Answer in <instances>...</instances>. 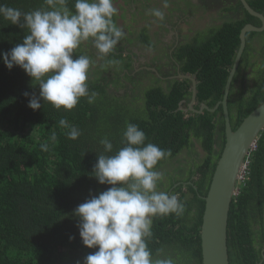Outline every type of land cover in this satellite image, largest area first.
Listing matches in <instances>:
<instances>
[{
  "label": "trees",
  "instance_id": "trees-1",
  "mask_svg": "<svg viewBox=\"0 0 264 264\" xmlns=\"http://www.w3.org/2000/svg\"><path fill=\"white\" fill-rule=\"evenodd\" d=\"M259 1L264 2L250 0L249 4L261 11ZM74 2L68 0L69 9H73ZM0 4L22 12L49 8L45 0H0ZM238 32L236 27L233 43L224 39L218 41L224 46L223 52L205 55H197L192 49L187 52L185 71L194 73L197 66L201 67L196 98L198 102L208 100L206 104L210 109L222 99L239 47ZM26 34V29L11 25L0 17V53L21 43ZM82 45L75 52L76 56H88L81 49ZM247 52L250 50L243 52L242 62ZM262 54L254 73V79L259 83L252 87L243 85L238 90L233 87L235 77L230 84L227 109L233 130L264 102V49ZM89 58L94 63V59ZM96 66L90 67L87 81L89 92L97 94L93 103L82 98L71 111L56 110L47 103L33 111L27 105L31 96L39 95L38 86L31 84L21 69L8 70L0 60V264H82L84 258L95 251L82 245L73 212L90 196L107 190V185L97 183L93 172L97 157L104 151L100 140L107 137L115 153L123 147L122 136L129 123L144 131L146 142L170 153L159 162L158 171L183 149H187L188 154L195 153L198 142L207 151L209 156L205 160L196 159L193 164V175L198 179L187 187L191 198L185 199L182 184L173 185L170 193L178 195L184 204V213L154 217L153 235L148 240L154 259L170 257L175 264H201L200 227L205 203L199 196L207 194L225 143L221 106L214 112L203 110L198 115L186 114L177 110V102L183 93L173 90L166 94L158 89L145 94V101L138 108L124 96L119 100L108 94L104 67ZM246 91L247 97L243 96ZM235 94H238L237 98L232 99ZM232 108L238 113L235 120L231 115ZM61 118L80 130L81 135L76 140L69 139V129L59 125ZM214 142L220 147L217 155L212 151ZM42 145H47V151L42 150ZM244 178L230 205L227 225L229 264H264L260 253L264 244L262 241L255 243V239L264 236V131L247 157ZM165 185L162 181L159 190ZM255 223L260 225L257 235Z\"/></svg>",
  "mask_w": 264,
  "mask_h": 264
},
{
  "label": "clouds",
  "instance_id": "clouds-1",
  "mask_svg": "<svg viewBox=\"0 0 264 264\" xmlns=\"http://www.w3.org/2000/svg\"><path fill=\"white\" fill-rule=\"evenodd\" d=\"M45 3L49 8L30 12L0 4V17L27 31L21 43L0 53V60L8 70L21 69L31 84L38 86L39 95L29 98L31 110L47 103L67 112L82 98L93 103L97 95L89 92L87 83L93 61L75 52L82 44L91 43L98 58L106 59L125 34L113 19L117 14L113 0H75L73 9L68 8V0ZM168 7L169 0H163V8ZM149 14L159 21L165 18L161 9H151ZM59 125L69 129L71 140L81 135L64 118ZM100 143L104 151L97 157L93 172L97 183L107 185V190L90 196L73 212L82 245L95 249L82 264H175L170 257L154 259L148 247L154 217L180 216L185 211L177 194L158 187L164 174L157 166L170 153L146 142L144 131L131 123L123 132V147L115 153L107 137ZM41 148L47 151V145Z\"/></svg>",
  "mask_w": 264,
  "mask_h": 264
},
{
  "label": "flooded vegetation",
  "instance_id": "flooded-vegetation-1",
  "mask_svg": "<svg viewBox=\"0 0 264 264\" xmlns=\"http://www.w3.org/2000/svg\"><path fill=\"white\" fill-rule=\"evenodd\" d=\"M244 1L251 9L264 17V2H257L262 8L261 11H257L249 4L250 0ZM113 3L117 9V14L113 19L125 34L114 49L113 54L106 59H99L97 51L91 43L82 45L81 49L94 59L92 69L95 65L104 67L103 77L106 78L105 83L108 86V94L119 100L124 96L128 102L134 103L135 107L138 108L145 101V94L148 92L161 89L163 93L168 94L170 91L176 90L177 93L181 92L184 95L177 102V110L186 114H195L189 111L187 107L192 99L193 84L191 78L196 86L193 107L196 110H199L202 105L208 107L206 104L208 100L198 102L196 98L197 85L201 83V78L198 76L201 67L197 66L194 73L185 71L187 52H190L191 49V51L197 52V55L223 52L224 46L218 41L224 39L228 43H233L236 27L239 29L237 35L239 42L240 33L246 26L251 25L259 28L262 26L258 18L246 11L242 0H169L167 9L163 8V0H113ZM151 9L163 10L165 12L164 20L159 21L151 16L149 14ZM252 33L256 34L252 35ZM209 41H211L210 45H208ZM244 42L243 52L250 50V53L247 52L248 54L244 58L245 61L242 62V52L238 64L239 70L233 76V79L236 77L233 87L238 90L243 85L252 87L259 83V81H255L254 73L256 66L263 58L264 29L260 32H247ZM238 45L240 47V42ZM204 58L206 59V56ZM109 60H116L119 63L109 64ZM98 66L96 68H99ZM180 76L189 78L185 79ZM237 96L238 94L233 95L232 99L237 98ZM243 96L247 97L248 92L246 91ZM237 114L232 108L231 115H233L234 120ZM214 136L217 140V136ZM217 142L219 141L217 140ZM219 148L214 142L212 151L216 155L219 153ZM187 151V149H183L181 154L167 161L168 163L164 164L166 165L165 168L160 170L165 177L163 182L166 183L161 191L168 190L167 192L171 193L173 185L177 187L182 184L185 199H190L191 195L187 187L193 185L192 182L198 179L193 175V164H195L196 159L205 160L209 155H207V151H204L201 142L196 143L195 153L188 154ZM170 181L172 184H168ZM193 188L197 192L196 186H193ZM259 226L255 223V234L260 229ZM262 227L264 231V226ZM260 241L264 244V236L261 239H255V243ZM254 245L259 249L257 244ZM260 250L262 257H264V249Z\"/></svg>",
  "mask_w": 264,
  "mask_h": 264
},
{
  "label": "water",
  "instance_id": "water-1",
  "mask_svg": "<svg viewBox=\"0 0 264 264\" xmlns=\"http://www.w3.org/2000/svg\"><path fill=\"white\" fill-rule=\"evenodd\" d=\"M242 4L250 15L261 21L262 26L259 28L248 25L241 31L240 47L229 72L222 100L212 109L202 105L199 110H196L193 107L196 86L191 78L192 99L187 105L188 110L195 114H200L203 110L214 112L221 105L225 136L222 152L217 158L207 194L203 198L205 207L200 227L201 264H229L227 225L230 205L238 192L236 185L242 175V169L247 164V157L254 151L258 138L264 131V102L250 112L235 130L232 129L227 110V96L245 46V35L247 32H260L264 29V17L251 9L244 0H242ZM180 77L189 78L187 76Z\"/></svg>",
  "mask_w": 264,
  "mask_h": 264
},
{
  "label": "bare ground",
  "instance_id": "bare-ground-1",
  "mask_svg": "<svg viewBox=\"0 0 264 264\" xmlns=\"http://www.w3.org/2000/svg\"><path fill=\"white\" fill-rule=\"evenodd\" d=\"M244 170H245V167L242 169V172H243ZM242 175H243V177H245V175H246V170L243 172ZM238 181H239V180H238ZM236 186H237L238 191H239V184H238V182H237V185H236ZM237 193H238V192H237ZM236 195H237V194H236ZM236 195H235V196H236ZM233 198H234V197H233Z\"/></svg>",
  "mask_w": 264,
  "mask_h": 264
},
{
  "label": "rangeland",
  "instance_id": "rangeland-1",
  "mask_svg": "<svg viewBox=\"0 0 264 264\" xmlns=\"http://www.w3.org/2000/svg\"><path fill=\"white\" fill-rule=\"evenodd\" d=\"M245 168H246V166H245ZM243 179L245 180V178L243 177L242 179H240V180L238 181L239 186L244 182Z\"/></svg>",
  "mask_w": 264,
  "mask_h": 264
},
{
  "label": "built area",
  "instance_id": "built-area-1",
  "mask_svg": "<svg viewBox=\"0 0 264 264\" xmlns=\"http://www.w3.org/2000/svg\"><path fill=\"white\" fill-rule=\"evenodd\" d=\"M245 170H246V169H245ZM245 170H244V171H245ZM244 171H243V172H244ZM243 172H242V174H243ZM242 178H243V175L240 176V179H242Z\"/></svg>",
  "mask_w": 264,
  "mask_h": 264
}]
</instances>
